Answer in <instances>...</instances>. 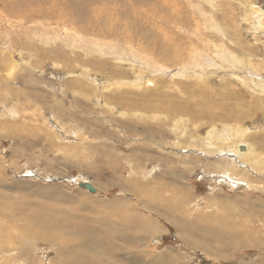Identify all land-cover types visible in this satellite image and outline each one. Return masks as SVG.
Here are the masks:
<instances>
[{
  "label": "rangeland",
  "instance_id": "1",
  "mask_svg": "<svg viewBox=\"0 0 264 264\" xmlns=\"http://www.w3.org/2000/svg\"><path fill=\"white\" fill-rule=\"evenodd\" d=\"M263 212L264 0H0V264H264Z\"/></svg>",
  "mask_w": 264,
  "mask_h": 264
},
{
  "label": "bare ground",
  "instance_id": "2",
  "mask_svg": "<svg viewBox=\"0 0 264 264\" xmlns=\"http://www.w3.org/2000/svg\"><path fill=\"white\" fill-rule=\"evenodd\" d=\"M160 8V7H159ZM144 9V8H143ZM170 9V8H169ZM35 10V9H34ZM150 11V10H149ZM148 11V12H149ZM20 12V11H19ZM39 11H37V13H38ZM165 12V11H164ZM20 14H21V12H20ZM31 14V13H30ZM169 14V13H168ZM13 15V14H12ZM151 15H153V16H155L154 15V13L152 12L151 14H150V16H149V14L147 13V10H142V12H141V15H140V17H142V18H144V19H146V21H151L150 20V18H152L151 17ZM161 16V15H160ZM14 17V16H13ZM18 17V16H17ZM115 17V16H114ZM123 17H124V15H123ZM123 17H121L122 19H123ZM157 17V16H156ZM162 17H164V15L162 16ZM118 18V17H117ZM116 18V19H117ZM155 18V17H154ZM159 18V17H158ZM109 19V18H108ZM124 20V19H123ZM157 20V19H156ZM164 20V19H163ZM166 20V19H165ZM122 21V20H121ZM129 21V20H128ZM135 21V20H134ZM155 21V20H154ZM176 21V20H175ZM154 23H156V22H154ZM165 23V22H164ZM146 24V23H145ZM175 24H176V22H175ZM158 25V24H157ZM156 26V25H155ZM125 27V26H124ZM128 31V30H127ZM124 35V34H123ZM129 40V39H128ZM184 47V46H183ZM111 81V80H110ZM148 81V80H147ZM112 82V81H111ZM147 83V82H146ZM154 88V87H153ZM124 91V90H123ZM126 92V91H125ZM196 95V94H195ZM200 96V95H199ZM221 99V98H220ZM227 108V107H226ZM184 110V109H183ZM182 110V111H183ZM137 111V110H136ZM179 111V110H178ZM185 111V110H184ZM250 113V112H249ZM248 113V114H249ZM247 114V112H245V115ZM177 115V114H176ZM225 116H227V115H225ZM229 116V115H228ZM239 117H241V113L239 114ZM227 118V117H226ZM224 119V118H223ZM159 132V131H158ZM111 135H113L112 133H111ZM116 135V134H115ZM150 136H152L151 138V140H153V142H155L156 141V139L154 138V136H153V131L152 132H150V134H149V138H150ZM161 136H163V135H161ZM165 137H167V134H166V136ZM114 138H115V136H114ZM148 138V137H147ZM148 138V139H149ZM141 139V138H140ZM156 142H158V141H156ZM145 150V149H144ZM248 150V146H246V145H240L239 146V153H243V152H245V151H247ZM163 156V155H162ZM175 182H179V183H181L178 179H175L174 180ZM104 185V184H103ZM171 185V184H170ZM167 187H168V184H167ZM46 188V187H45ZM49 187H47L46 189H48ZM164 187H162V189H163ZM165 189V188H164ZM179 188H175L174 190H175V192H177V193H179V194H176L174 191H172V193L174 192L175 193V195H180V192H179V190H178ZM167 191V190H166ZM47 192V191H46ZM50 192V191H49ZM173 193V194H174ZM191 193V192H190ZM64 196H65V194H64ZM157 199V198H156ZM171 199V198H170ZM179 199H181L180 200V202L181 201H183V202H185L184 200H186L187 198H186V196L184 195V196H182V195H180V197H179ZM174 200V199H173ZM69 201V200H68ZM250 201V203L251 204H258L260 201L259 200H253V199H250L249 200ZM260 205V204H259ZM133 207V206H132ZM40 213V212H39ZM264 213V212H263ZM136 215V214H135ZM129 216V215H128ZM12 217H13V215H12ZM133 217V216H132ZM10 219V218H9ZM126 219V218H125ZM231 219V218H230ZM47 220V219H46ZM1 221H4L5 222V224H2V222ZM128 221V220H127ZM132 221V220H131ZM201 221V220H200ZM200 221H196L195 222V228L194 229H187L186 228V226L184 225V227H183V229H185V230H187L189 233L187 234V233H185L184 235H185V237H187V235L189 236V235H191L192 237L193 236H195V235H199V234H203V236L205 237V239H206V241L208 240L210 243H215V246H218V247H220V249H222V250H224V251H227V249H231L232 247H233V244L231 243V240L233 239V237H234V235L230 232V231H228V230H226L222 225H218L217 227H214V225H215V222L216 221H214L213 222V225H211V226H209V225H207L206 223L205 224H203V223H201ZM207 221H209V220H207ZM46 222V221H45ZM15 223H17V221L15 220V219H13L12 218V220H10V222H7L6 220H0V240H3V242H1L0 241V245H1V247H2V251L4 250V248L6 247V246H10L11 247V245H12V239L10 238V235L12 234L11 233V231H13V228L15 227ZM38 223V222H37ZM36 223V224H37ZM48 223V222H47ZM113 223V222H112ZM26 224V223H25ZM24 225V224H23ZM22 225V226H23ZM51 225V224H50ZM111 225V224H110ZM131 225V224H130ZM226 225L228 226V227H230V228H234L235 227V222H233V221H230V220H226ZM27 226L28 227H30V224H28L27 223ZM53 226V225H52ZM183 226V225H182ZM17 227V226H16ZM47 227V226H46ZM116 228V227H115ZM216 228H218V230L219 231H217V230H215ZM24 229H27V227H24ZM94 229V228H93ZM90 230V229H89ZM99 230V229H98ZM181 230V232H182V229H180ZM36 231V230H35ZM81 231V230H80ZM83 231V230H82ZM100 231V230H99ZM17 232V231H16ZM219 232V233H218ZM220 232H222V233H224V235H221L220 234ZM242 231H241V229L240 230H237L236 231V236L238 235V236H240L242 233H241ZM32 234V233H31ZM127 234V233H126ZM129 234V233H128ZM127 234V235H128ZM24 235V237L25 238H27V239H29V238H33L32 236H30V235H28L27 233H24L23 234ZM219 235V238H217V236ZM14 236V238H15V235H13ZM29 236V237H28ZM35 236H37V235H35ZM95 236V235H94ZM83 237V236H82ZM40 238V237H39ZM51 238V237H50ZM21 240H23L22 239V236H21V238H20ZM51 239H53V238H51ZM83 239V238H82ZM33 240H35V238H33ZM53 240H55V239H53ZM89 240V239H88ZM137 239H135V241H136ZM6 241V242H5ZM47 241V240H46ZM134 241V242H135ZM26 242V241H25ZM30 242H32V241H30ZM51 242H53V241H51ZM90 242V241H89ZM92 242V241H91ZM94 242V241H93ZM189 242V241H188ZM192 243L195 245V246H197V247H201V248H203V249H205L206 248V246L204 245L205 243L203 242V241H192ZM64 244V243H63ZM80 244V243H79ZM91 248V247H90ZM60 253H62L63 251H59ZM68 255H70V257H71V255H72V259L73 258H76L77 256H79V254H78V251L77 250H72V251H70L69 253H68ZM131 258V260L133 261V263L134 264H140L141 263V261L139 260V259H137L136 257H130ZM129 258V259H130ZM61 259V258H60ZM71 259V258H70ZM65 260V259H64ZM9 262V261H8ZM70 262V261H69ZM69 262H66L65 264H71V263H69ZM63 264V263H62Z\"/></svg>",
  "mask_w": 264,
  "mask_h": 264
},
{
  "label": "water",
  "instance_id": "3",
  "mask_svg": "<svg viewBox=\"0 0 264 264\" xmlns=\"http://www.w3.org/2000/svg\"><path fill=\"white\" fill-rule=\"evenodd\" d=\"M90 190L94 191L93 187L91 185L87 186Z\"/></svg>",
  "mask_w": 264,
  "mask_h": 264
}]
</instances>
